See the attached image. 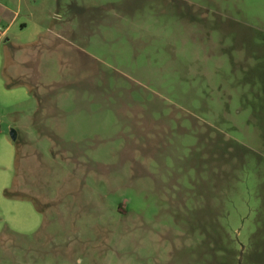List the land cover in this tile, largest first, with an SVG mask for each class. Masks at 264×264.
<instances>
[{"label":"rangeland","instance_id":"rangeland-1","mask_svg":"<svg viewBox=\"0 0 264 264\" xmlns=\"http://www.w3.org/2000/svg\"><path fill=\"white\" fill-rule=\"evenodd\" d=\"M0 28V264H264V0H0Z\"/></svg>","mask_w":264,"mask_h":264},{"label":"water","instance_id":"water-1","mask_svg":"<svg viewBox=\"0 0 264 264\" xmlns=\"http://www.w3.org/2000/svg\"><path fill=\"white\" fill-rule=\"evenodd\" d=\"M11 136H12L13 140H16L17 134L14 130L11 131Z\"/></svg>","mask_w":264,"mask_h":264},{"label":"crops","instance_id":"crops-1","mask_svg":"<svg viewBox=\"0 0 264 264\" xmlns=\"http://www.w3.org/2000/svg\"><path fill=\"white\" fill-rule=\"evenodd\" d=\"M5 15H7V13H5ZM0 30H1V28H0ZM2 37V34H1V36H0V38Z\"/></svg>","mask_w":264,"mask_h":264},{"label":"trees","instance_id":"trees-1","mask_svg":"<svg viewBox=\"0 0 264 264\" xmlns=\"http://www.w3.org/2000/svg\"><path fill=\"white\" fill-rule=\"evenodd\" d=\"M0 36H1V33H0ZM8 86L12 87V85L8 84Z\"/></svg>","mask_w":264,"mask_h":264}]
</instances>
